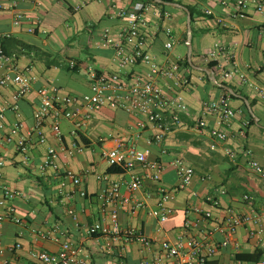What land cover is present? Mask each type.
Listing matches in <instances>:
<instances>
[{
	"label": "crops",
	"instance_id": "1",
	"mask_svg": "<svg viewBox=\"0 0 264 264\" xmlns=\"http://www.w3.org/2000/svg\"><path fill=\"white\" fill-rule=\"evenodd\" d=\"M1 1L5 6L0 9V30L10 32L1 43L14 60L11 68L0 66V77L25 73L32 77V85L18 99L15 85L0 90V112H5V128L0 131V139L16 123H22L13 141L0 142V159L5 161L0 167V182L16 193L6 203L13 206L22 219L21 223L11 220L0 223V248L21 243L20 249L5 250L0 261L38 264L30 256L31 250L57 253L61 244L69 240L88 264H137L141 258L155 255L161 242L175 241L180 234L203 237L210 223L199 213L189 212L191 206L210 210L215 216H224L226 207L249 211L251 207L242 199L243 194L249 193L254 200L253 207L264 211V173L250 166L246 154L251 150L253 158L264 167V100L247 83L252 81L264 86V37L261 32L264 15L250 7L245 17H233V0L172 1L193 10L192 53L189 56L186 9L153 4L155 8L170 11L171 18L158 20L152 14L148 30L151 51L163 61L183 60V73L191 78L190 85L183 91L189 111L183 114L182 125L170 132L163 143H150L148 139L156 130L151 125L141 130L136 123L138 119L145 120V116L101 107L94 111L77 135L72 134V121L63 119L61 137H58L50 116L43 127L46 139L40 141L32 132L34 112L40 104L38 89L56 86L62 95L88 92L89 67L104 71L116 68L113 45H105L103 41L104 33L117 38L122 25L112 17V4L134 6L144 0H95L85 5L84 0H19L16 8L10 7L12 0ZM18 12L24 18L20 24H15ZM167 26L172 28L173 47L170 50L165 46L171 40L165 30ZM31 27L35 28L34 32L29 31ZM216 44L222 50L218 60H211L209 53ZM72 59L77 61L75 69L68 65ZM186 61L188 66L184 64ZM209 63L214 66L210 67ZM218 63L225 69L244 73L247 81L239 76L223 78ZM224 92L230 94L231 104L238 113L227 128L228 140L217 142L210 133L216 125V117L204 109L203 102L217 99ZM13 105L18 108L13 109ZM199 119H205L206 126H199ZM245 122L248 125L243 131ZM21 137H26L28 142L24 152L16 145ZM118 140L135 142L139 148L149 150L150 160H160L165 165L160 179L155 180L151 170L136 162L134 170L144 176L142 188L132 192L123 184L121 189L123 195L144 200L147 206L133 215L121 208L120 225L135 227L152 238L154 243L150 247L139 242L127 243L123 235L87 233L90 225L102 219L111 225L110 208L106 212L101 210L97 193L112 181L128 178L127 171H111L113 165L105 156ZM214 142L216 147L212 148ZM228 147L238 152L235 161L226 154ZM48 148L55 149L58 168L50 167L42 173L39 165ZM163 148L166 152H162ZM176 157H182L195 170L191 182L184 188H177L179 179L171 164ZM68 169L81 175L80 184L64 177L63 172ZM97 174L105 177L99 179ZM160 186L172 191L168 203L174 208V213L164 222L149 214L160 198ZM80 190L85 191L84 196L78 192ZM2 196L0 187V199ZM211 197L218 199L219 204L214 205L209 200ZM5 209L0 207V211ZM187 220L199 221V225L187 227ZM215 236L221 239L220 234ZM263 252L264 245L250 239L247 229L242 227L232 242L217 252L212 263L260 264Z\"/></svg>",
	"mask_w": 264,
	"mask_h": 264
},
{
	"label": "built area",
	"instance_id": "2",
	"mask_svg": "<svg viewBox=\"0 0 264 264\" xmlns=\"http://www.w3.org/2000/svg\"><path fill=\"white\" fill-rule=\"evenodd\" d=\"M36 1V0H31ZM95 0H84V5ZM38 2V0H37ZM235 11L233 17L243 18L246 16L248 8L253 7L257 12L264 15V0H233ZM19 0H12L10 7L16 8ZM223 3H226L225 1ZM5 5L0 0V9ZM79 8V7H78ZM113 15L122 22L117 38L113 39L108 33L103 34L104 44H111L114 48L113 62L114 70H99L89 67L91 78L90 89L82 95H62L56 86H42L38 89L40 97L39 107L34 112L35 125L32 132L36 133L40 141H45L43 131L46 120L53 117V130L58 137H61L60 123L63 119L72 121V134L77 135L78 131L85 126L88 119L92 118L94 111L101 107L122 109L128 113L145 116V120L138 119L139 129H145L148 125L156 130L152 137L148 139L150 143L161 144L166 136L177 129L183 123V114L189 111V105L183 93L184 89L191 83V78L183 73V60L172 58L160 60L151 51V37L149 25L152 14L155 19L164 20L171 18L168 10L155 8L153 3L145 2L134 6L112 4ZM210 13L209 10H206ZM24 16L22 13L15 15V24H20ZM156 29V32H158ZM169 38H172V28L165 27ZM34 32L35 28H29ZM264 37V27L262 29ZM10 36V32L0 30V66L12 67L14 56L5 52L1 40ZM173 40H168L165 46L168 50L173 47ZM222 50L219 44L209 53L211 60H218ZM68 65L71 69L77 67L76 60H70ZM221 76L229 79L239 76L247 81L244 73L236 69H225L220 63ZM248 85L254 88L260 99L264 100V86L248 81ZM15 85L17 87L15 97L18 99L24 96L32 85V77L25 73H10L0 77V90L6 86ZM204 109L216 117V125L210 129L211 136L215 141L224 142L229 138L228 126L231 124L238 111L231 104L229 93H222L217 99H208L203 102ZM12 108L17 109V105ZM198 125L206 126L205 119H199ZM248 122L243 125L245 131ZM5 128V112H0V131ZM20 128L22 123H16L11 131L0 139V142L9 143L13 141V135ZM31 132H29L30 134ZM27 138L21 137L17 141V149L21 152L27 150ZM76 146V143H74ZM216 147V142L211 145ZM162 152H166L163 148ZM231 160L235 161L238 152L230 147L225 149ZM249 157L250 166L257 172L264 173V167L252 156V151H246ZM148 149H141L135 142L125 143L118 140V144L107 151L105 156L110 165H117L127 171L128 178L122 181H112L108 186L97 193L101 210L106 212L108 208L111 225H107L104 220L97 221L90 225L87 233L90 235H123L127 243L139 242L146 247L153 245L154 240L145 235L135 227H122L119 222V212L121 208H126L130 214H136L147 206L144 200L122 194V185L125 184L132 192L138 191L143 186L144 176L134 170L136 162L151 170V177L159 180L165 167L160 160H150ZM56 151L48 148L43 162L39 169L44 173L50 167L58 168L56 163ZM5 164L0 159V167ZM178 175L177 188L186 187L192 180L195 170L182 157H176L171 161ZM90 173V171H86ZM64 177L71 179L76 185L82 182V177L75 171L68 169L63 172ZM99 179L105 177L97 174ZM2 172L0 171V180ZM65 183H62L64 185ZM3 196L0 199V207H6L0 211V223L11 220L21 223L22 219L15 213L13 206L7 205V199L15 196V192L7 186L1 185ZM62 190V189H61ZM82 196L84 190L78 191ZM160 198L155 207L149 210V214L164 222L174 213V208L169 205L172 191L166 187H159ZM222 193L225 190L221 191ZM149 195V194H148ZM243 201L251 208L249 211H241L235 207H226L224 216H215L210 210L202 211L196 206H191L189 212L199 213L205 221L210 223L203 237H196L187 233L180 234L175 241H164L159 244L158 252L152 257H143L137 264H213L212 258L217 252L228 246L240 228H246L248 237L264 245V211L255 209L254 200L249 193L243 194ZM214 205L219 204V200L209 198ZM112 206V207H111ZM199 221H186L187 227H197ZM216 234L221 235V239L216 238ZM5 248H0V255L5 250L13 252L21 248V243L10 244ZM30 256L38 264H88L85 257L80 254L79 249L73 242L66 240L61 244L57 253H50L45 250H31ZM0 264H14L8 259L0 261ZM117 264H122L118 262ZM260 264H264V252L260 259Z\"/></svg>",
	"mask_w": 264,
	"mask_h": 264
},
{
	"label": "water",
	"instance_id": "3",
	"mask_svg": "<svg viewBox=\"0 0 264 264\" xmlns=\"http://www.w3.org/2000/svg\"><path fill=\"white\" fill-rule=\"evenodd\" d=\"M158 3H162L164 5H172V6H182L180 5L179 3H176V2H172V1H166V0H154ZM184 7V6H182ZM186 9V12H187V15H188V19H187V23H188V33H187V46H188V49H189V56L191 55L192 53V25H191V22H192V14L190 12V10L186 7H184ZM224 87L228 88V86L224 85Z\"/></svg>",
	"mask_w": 264,
	"mask_h": 264
},
{
	"label": "trees",
	"instance_id": "4",
	"mask_svg": "<svg viewBox=\"0 0 264 264\" xmlns=\"http://www.w3.org/2000/svg\"><path fill=\"white\" fill-rule=\"evenodd\" d=\"M144 1H145V2H146V1H147V2H151V3L155 4V5H159V6H161L162 8H168L166 5H164V4H162V3H158V2H156V1H154V0H144ZM166 1H174V0H166ZM188 8L190 9V12H191V14H192V21H193V10H192L191 7H188ZM184 64H186V65L188 66V62H187V61H186V63L184 62ZM209 65H210V67H213V66H214L213 63H209ZM74 69H75V68H74ZM224 84H226V83L224 82ZM110 170H111V171H122L123 168L120 167V166H117V165H113V166H111ZM260 256H261V254L259 255V258H260Z\"/></svg>",
	"mask_w": 264,
	"mask_h": 264
}]
</instances>
